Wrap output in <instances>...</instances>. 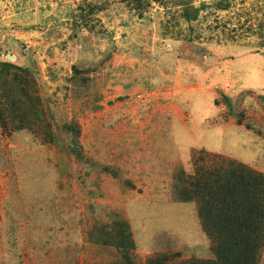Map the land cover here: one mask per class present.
Masks as SVG:
<instances>
[{"label":"rangeland","instance_id":"1","mask_svg":"<svg viewBox=\"0 0 264 264\" xmlns=\"http://www.w3.org/2000/svg\"><path fill=\"white\" fill-rule=\"evenodd\" d=\"M234 164L264 177V0H0V264L216 260Z\"/></svg>","mask_w":264,"mask_h":264},{"label":"trees","instance_id":"2","mask_svg":"<svg viewBox=\"0 0 264 264\" xmlns=\"http://www.w3.org/2000/svg\"><path fill=\"white\" fill-rule=\"evenodd\" d=\"M240 172L229 186L225 184L216 188H206L217 200L220 213L216 214L213 226L207 228L215 240L216 260H194L186 264H258L257 249L264 240V177L243 164H234ZM233 173V171L231 172ZM211 205V199L209 200ZM215 206L207 210L214 211ZM204 218V213L202 214ZM215 232L218 235L215 236Z\"/></svg>","mask_w":264,"mask_h":264}]
</instances>
